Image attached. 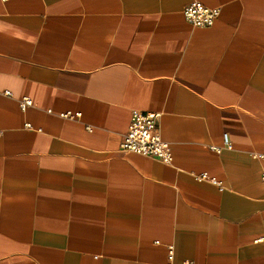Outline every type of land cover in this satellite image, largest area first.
<instances>
[{
    "label": "crops",
    "instance_id": "0c3cea01",
    "mask_svg": "<svg viewBox=\"0 0 264 264\" xmlns=\"http://www.w3.org/2000/svg\"><path fill=\"white\" fill-rule=\"evenodd\" d=\"M135 109L172 164L120 150ZM256 155L264 0H0V264H264Z\"/></svg>",
    "mask_w": 264,
    "mask_h": 264
},
{
    "label": "built area",
    "instance_id": "2783aa9c",
    "mask_svg": "<svg viewBox=\"0 0 264 264\" xmlns=\"http://www.w3.org/2000/svg\"><path fill=\"white\" fill-rule=\"evenodd\" d=\"M221 12L220 7H207L201 2L193 1L187 4L183 9V14L190 23L197 27H210L214 24ZM4 95H11V92L5 91ZM33 104L30 98H22L20 107L23 111ZM67 118L79 117L80 114L67 112L62 114ZM160 114L143 110H132L131 120L128 131L123 137L120 144V150L124 153H137L142 156L158 159L166 164H172L173 153L170 143L165 141L160 132L159 127ZM30 127L29 124H27ZM225 145H229V136L224 134ZM216 151H220L219 147H212ZM256 157H264V155H256ZM199 181H208L222 188L221 182L215 178H211L207 173L194 174ZM264 177V175H263ZM264 240V236L261 238ZM159 244V242H156ZM169 262L167 264H195L190 260H184L180 263L174 262V247L167 246Z\"/></svg>",
    "mask_w": 264,
    "mask_h": 264
}]
</instances>
